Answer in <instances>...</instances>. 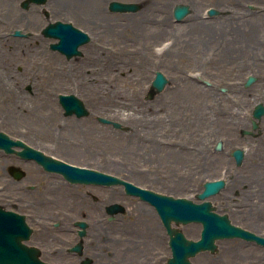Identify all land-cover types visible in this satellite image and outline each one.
Wrapping results in <instances>:
<instances>
[{"label": "rangeland", "instance_id": "1", "mask_svg": "<svg viewBox=\"0 0 264 264\" xmlns=\"http://www.w3.org/2000/svg\"><path fill=\"white\" fill-rule=\"evenodd\" d=\"M19 1L11 0L9 4L8 0L6 4L9 9L6 57L10 67L4 83L8 99L0 103V130L47 154L176 197L198 201L196 195L206 180L224 177L225 188L210 197L215 209L227 213L233 223L264 233V220L255 224L245 219V213L252 207L258 208L264 219V196L248 199L244 194L239 198L232 195L237 188L246 191L244 186L252 191L254 180L264 182V134L254 137V129L253 136L241 134L242 130L251 129L255 104L264 102V0H242L244 4L240 7L234 0H228L227 5L219 0H148V6L135 14L111 12L108 8L111 0H49L30 8H22ZM177 3L189 4L192 10L180 22L172 19ZM207 5L230 13L227 16L232 31L243 34V55L236 63L239 66L225 72L200 70L183 62L187 54L191 55L189 48L193 51L196 32L218 31L221 26L218 17L213 22L204 19ZM237 17H241L242 26L235 30ZM56 19L71 22L90 34L91 40L80 47L82 54L68 59L50 48L53 40L41 30ZM15 29L30 33L23 40L31 41L33 36L32 43H39L37 49H30L21 40L17 42L16 38L21 37L12 34ZM43 46L47 50L43 51ZM182 47L185 53L180 62L182 53L178 55V50ZM157 70L169 82L150 97ZM250 75L255 80L245 86ZM29 83L32 89L26 87ZM60 93L76 94L89 114L66 115L59 102ZM40 104L58 110L52 121L37 116ZM100 116L121 126L103 123L98 119ZM257 121L259 128L260 120ZM261 126L264 127L263 120ZM73 137L79 144L70 145ZM219 141L222 148L217 150ZM237 147L246 149L241 165L231 156ZM36 163L0 148V204L23 213L29 206L21 205L18 198L25 193L30 204L36 200L40 211L49 213L41 221L58 231L55 222H62L60 212L64 211L59 207L58 194L44 190L46 181L34 172L43 169ZM10 165L21 166L26 176L15 177ZM64 185L74 192L99 194L102 198L104 239L95 248L86 247L87 253L103 257L118 250L126 257L124 262L150 264L148 240L153 238L149 226L158 228L159 237L153 241L166 235L154 206L126 194L121 185L104 186L101 194L93 185ZM254 186L264 189V183ZM90 195L88 202L92 204ZM114 202L123 203L127 209L109 219L105 207ZM199 226L190 223L181 228L188 235L189 229ZM218 242L224 246L237 243L238 239ZM61 245L65 247L56 244V248H63ZM253 247L264 258V247L250 245V249Z\"/></svg>", "mask_w": 264, "mask_h": 264}, {"label": "flooded vegetation", "instance_id": "2", "mask_svg": "<svg viewBox=\"0 0 264 264\" xmlns=\"http://www.w3.org/2000/svg\"><path fill=\"white\" fill-rule=\"evenodd\" d=\"M22 1H19V5L22 6ZM135 4H137L140 8L136 12L130 13H138L142 11L144 8L148 6V0H132ZM222 5H227L228 0H219ZM235 5L240 7L244 2L242 0H234ZM8 0H0V103L7 102L8 94L5 87V82L8 78V70L9 63L7 60V47L9 46V32H8V20H9V12L7 10ZM30 8V7H29ZM109 8V7H108ZM214 8L216 13L210 14L209 9ZM110 10V9H109ZM230 13L221 11L213 5H207L203 10V17L208 21H215L216 17H218L221 22V26H219L218 31L211 32H196V39L193 37V51H189L191 55H186L187 60L185 62L186 66H192V68L205 70V71H221L225 72L232 67H238L240 62V58L243 55L242 47V39L243 34L240 31L233 32L232 22L229 20L230 16H227ZM172 19L175 21L172 15ZM30 22H32L29 19ZM211 21V22H213ZM177 22V21H175ZM236 27L235 30H238L242 26L241 17H237L236 19ZM30 25L34 26V23H30ZM14 34V33H13ZM31 36L30 33H25L21 35V38H16L17 42L25 44V46L34 50L35 45L32 43L33 36L31 41L23 40V37ZM29 36V37H30ZM201 36V37H200ZM29 40V38H28ZM196 40V41H195ZM32 44H31V43ZM182 53V54H180ZM185 53V48H179L178 55L180 56V62H182V58ZM242 61V60H241ZM28 89H32V85L29 83L26 86ZM1 109V106H0ZM263 120L264 124V115L260 119V126L256 129V135L262 136L264 134V127L261 126ZM250 128L252 127V118L250 120ZM23 129V128H21ZM243 131V130H242ZM241 131L242 135L244 134ZM253 136V135H249ZM264 138V135L262 136ZM37 164V163H36ZM42 171H38V168L35 169L34 172L37 173V176L44 179L46 181V185L44 190L48 193L56 192L58 194L60 202L63 198H70L67 202H63L62 205L59 203L60 209L64 212H60L62 215V222L55 223V226L59 227L58 231L53 230L50 226L46 225L44 221H41V218H44L49 214L46 211H40L39 202L36 200L30 202L25 199L24 196L20 195L18 198V202L28 207L23 213L26 215L27 221L40 227L39 230L34 228L30 240H33V244L40 247L42 252V257L49 262L57 263V264H131L130 262H124L125 256H121L119 251L116 250L114 252L109 253L108 256H99V255H91L85 251L86 247L95 248L98 246L97 242L102 241L104 239V233L102 232V224L101 221L103 217H100V214L104 210V205L102 204L101 196L99 194H88V192H79L73 191L70 186H65L64 184H72V185H80L78 183H72L66 180L60 173L55 171H47L42 168ZM52 174H55L56 177H53ZM64 180V181H61ZM252 191L247 186H244L243 189L246 191H240L238 188L235 192L232 193L234 196H238L244 194L248 199L252 198H262L264 196V189L260 187L254 186L255 183H264L257 180L252 182ZM85 185V184H83ZM96 187L100 194L104 188V185L97 184L93 185ZM264 187V186H263ZM42 192V190H40ZM125 192V191H124ZM127 194V193H126ZM92 198V204L88 202V196ZM46 196V195H45ZM62 196V197H61ZM95 204H94V203ZM248 212L245 213V219L255 224H259L263 222V218L258 208L252 207L248 208ZM75 216V217H73ZM46 219V217H45ZM77 219H86L88 225L85 229V236L82 240V250L79 253L78 251H71L70 244H75L79 240L78 230L75 226V221ZM91 221V222H90ZM163 228V226H162ZM166 235L164 239L160 236L161 239L153 241L150 238L148 240V262L150 264H167L169 258V234L167 229L164 227ZM253 230V229H251ZM188 237L197 238L201 234V226L197 229H189ZM255 231V230H253ZM258 232V231H256ZM186 234V233H185ZM151 237V236H150ZM159 236H157L158 239ZM234 239H238L237 243H227L224 246H220L219 242H217V247L214 251L206 250L198 253L196 256L191 258V264H263V256L259 255L254 247V249H250V245L261 247L256 241L248 240L246 238L237 237ZM71 242V243H69ZM154 242V243H153ZM56 244H65L61 245L63 248H56ZM154 244V245H153ZM55 245V246H54ZM153 245V246H152ZM106 259V260H105Z\"/></svg>", "mask_w": 264, "mask_h": 264}, {"label": "water", "instance_id": "3", "mask_svg": "<svg viewBox=\"0 0 264 264\" xmlns=\"http://www.w3.org/2000/svg\"><path fill=\"white\" fill-rule=\"evenodd\" d=\"M34 1L44 3L47 0ZM25 4L28 3L26 2ZM110 6L113 10L122 11L135 10L137 8L133 3L119 1H112ZM188 12L189 6L185 4H178L174 8V15L178 19H181ZM42 32L46 36L59 38L58 42L51 43V48L60 50L67 58L80 55L82 51L79 47L91 39L87 32L74 26L71 22H63L60 20L50 22L44 27ZM16 33L20 34V31L18 30ZM155 74L149 93L150 97L162 91L168 83V78L162 71L158 70ZM254 80V76H249L245 84L248 86ZM59 98L67 115L75 113L78 117H81L89 114V110L84 102L75 94H60ZM253 114L256 118H260L264 114V104L262 102L256 104ZM99 120L104 123H110L115 127L121 126L120 123L105 117H99ZM253 123L254 127L258 126L255 120ZM15 147H21L22 149H16ZM220 147L221 143L219 142L218 148ZM0 148L4 149L7 153H16L23 158L36 159L48 169H57L63 172L71 181L105 183L108 185L120 183L126 187L129 193L138 194L142 199L148 200L156 207L163 223L171 234L170 244L173 255L169 259V264H191L188 257L195 255L200 250L215 248L214 240L218 237L240 235L256 238L264 244V237L231 224L227 214L221 215L213 211L214 206L207 198L218 193L225 186V180L223 178L205 181L204 189L197 194V197L203 201L195 202L186 197H174L148 188H142L118 176L96 169L68 164L65 161L29 146L21 139L11 138L1 130ZM233 155L236 158L237 164H242L244 150L237 148L233 151ZM12 171L15 177H21L23 175L22 171L16 167ZM106 209L108 213L114 215L124 211V206L115 202L109 204ZM172 220H175L177 223H188L190 221L202 222L203 231L201 239H187L179 229L172 227ZM77 224L83 227L86 223L84 221H78ZM31 231L32 229L26 223L24 215L6 210L0 205V264H50L40 259V250L36 246L24 242V240L29 238ZM80 234L83 235L84 230H80ZM73 248L79 250L80 246L76 245Z\"/></svg>", "mask_w": 264, "mask_h": 264}, {"label": "bare ground", "instance_id": "4", "mask_svg": "<svg viewBox=\"0 0 264 264\" xmlns=\"http://www.w3.org/2000/svg\"><path fill=\"white\" fill-rule=\"evenodd\" d=\"M12 2H11V0H9V4H11ZM46 38H48V37H46ZM32 39H34V37L32 38ZM50 39V38H49ZM193 41V40H192ZM31 43V42H30ZM32 44V43H31ZM35 45V48L34 49H37L36 47H37V45H39V43H37V44H34ZM44 47V50L43 51H45V50H47L46 49V46H43ZM47 53V52H46ZM48 55H50V53L48 52ZM86 55H88V56H90L89 55V52H87V54ZM47 60V59H46ZM48 61V60H47ZM8 67H10L9 65H8ZM39 110H40V113L37 115L38 117H40V118H43V119H46V120H48V121H52L51 119L52 118H54V116L58 113V110H56V109H54L52 106H50V105H46V104H40L39 105ZM8 117V116H7ZM9 118V117H8ZM10 119V118H9ZM44 127V129H45V127H46V125H44L43 126ZM69 143H70V145H76V144H79V142H77V141H75V139H74V137L73 138H71L70 140H69ZM246 150V149H245ZM80 151V150H79ZM62 197V196H61ZM68 200H70V198L68 197H66V198H63L62 199V201H61V203H63V202H67ZM156 229H158L156 226H149V230H148V232H150L151 233V237L153 238V239H157V236L158 235H156V233H157V230ZM154 230H156V232L154 233Z\"/></svg>", "mask_w": 264, "mask_h": 264}]
</instances>
